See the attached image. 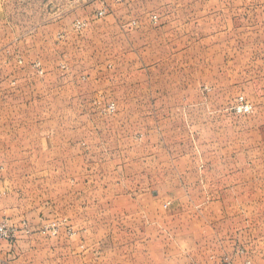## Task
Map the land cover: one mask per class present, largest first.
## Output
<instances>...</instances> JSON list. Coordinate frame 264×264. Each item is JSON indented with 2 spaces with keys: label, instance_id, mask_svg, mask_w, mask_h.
I'll use <instances>...</instances> for the list:
<instances>
[{
  "label": "rangeland",
  "instance_id": "obj_1",
  "mask_svg": "<svg viewBox=\"0 0 264 264\" xmlns=\"http://www.w3.org/2000/svg\"><path fill=\"white\" fill-rule=\"evenodd\" d=\"M135 1L137 6L125 3L120 13L127 18L146 15L152 28L163 27L167 34L166 43L149 40L154 55L132 42L131 67L107 68L101 75L54 71L56 80L77 74L57 91L67 95L54 107L61 112L58 131L63 129L57 143L70 128L78 132L73 130V141L90 143L88 150L79 145L72 150L73 158L83 154V167L9 166V172L29 178L35 169L56 180L52 173L72 171L88 175L95 185L104 175L109 183L122 181L123 189L132 179V264H264L258 245L264 238V0ZM29 6L20 3L13 17L18 25L36 18ZM85 25L76 19L73 31L79 34ZM177 30L184 35L176 38ZM138 42L144 45L145 39ZM179 49L183 52L177 55ZM31 66L43 75L38 63ZM240 99L249 112L238 111ZM48 108L40 106L42 112ZM28 184L31 194L57 193L49 191L50 183L43 186L46 190ZM215 201L221 204L211 210ZM139 213L143 221H174L184 215L188 241L181 262L156 260L166 246L143 241L136 231ZM209 213L214 215L210 223ZM192 223L202 226L198 254V249L192 251L198 240ZM8 228L13 243L17 231ZM39 232L55 237L57 227L51 224Z\"/></svg>",
  "mask_w": 264,
  "mask_h": 264
},
{
  "label": "crops",
  "instance_id": "obj_2",
  "mask_svg": "<svg viewBox=\"0 0 264 264\" xmlns=\"http://www.w3.org/2000/svg\"><path fill=\"white\" fill-rule=\"evenodd\" d=\"M133 1V5L138 3L135 0H0V223L17 231L13 243L0 244V264H132V179L123 189L122 181L109 183L104 175L101 179L97 177L95 185L86 174L52 173L56 176L54 180L48 173L33 169L29 178L18 175L20 182L15 186L17 177L8 167H71L73 164L83 167V154H75L73 158L72 150L78 145L88 150L90 143L72 140L76 128L65 129V140L57 143L63 129L58 131L56 119L61 112L54 107L67 95H57V91L66 89L76 73L56 80L54 71L61 68L101 75L99 72L107 68L131 67L132 42L150 50L151 42L166 43L164 28H152L148 16L127 18L120 13L125 3L132 7ZM21 2L30 4L36 17L24 26L13 18L21 10L18 8ZM101 10L104 15L98 16ZM76 19L86 23L79 34L73 31L72 23ZM183 35L177 30L176 38ZM139 38L145 39L144 45L138 42ZM182 52L176 51L177 55ZM151 54L155 52L151 50ZM35 63L40 65L43 75L33 70L31 65ZM41 104L49 106L47 112L40 110ZM67 114L70 115L66 111ZM57 152L60 154L56 156ZM28 183L38 184L41 189L50 183L49 191L57 193L50 197L41 196L44 194L40 191L31 194ZM34 190H38L37 185ZM215 203L220 201L208 207L213 210ZM213 214L209 213V223ZM140 215L135 224L143 241L162 242L166 246L156 260L181 262L188 241L189 223L184 221V215L174 221H168V217L143 221L145 217ZM144 215L147 216L146 209ZM51 224L57 227L55 237L40 234V230ZM192 226L197 230L193 238L198 235L192 251L198 249V254L202 226L199 223ZM258 245L259 257L264 260V238ZM199 258L200 254L198 262Z\"/></svg>",
  "mask_w": 264,
  "mask_h": 264
},
{
  "label": "built area",
  "instance_id": "obj_3",
  "mask_svg": "<svg viewBox=\"0 0 264 264\" xmlns=\"http://www.w3.org/2000/svg\"><path fill=\"white\" fill-rule=\"evenodd\" d=\"M102 13H100L101 15ZM75 26L77 28H80L81 27V24L79 22H76L75 23ZM113 109V106H110L108 108V110H111ZM238 111L239 112H244V113H247L249 112V107L243 103V100L240 99V104L238 106ZM14 239V234H13V231L11 229H9L8 227H6L5 224L3 223H0V244L4 241L8 242V243H12V240ZM223 264H229V263H223ZM245 264H250L249 262H246Z\"/></svg>",
  "mask_w": 264,
  "mask_h": 264
}]
</instances>
